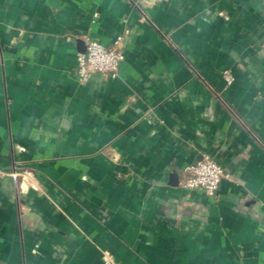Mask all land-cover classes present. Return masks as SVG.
I'll return each instance as SVG.
<instances>
[{
    "label": "crops",
    "instance_id": "1",
    "mask_svg": "<svg viewBox=\"0 0 264 264\" xmlns=\"http://www.w3.org/2000/svg\"><path fill=\"white\" fill-rule=\"evenodd\" d=\"M0 264H264V0H0Z\"/></svg>",
    "mask_w": 264,
    "mask_h": 264
},
{
    "label": "built area",
    "instance_id": "2",
    "mask_svg": "<svg viewBox=\"0 0 264 264\" xmlns=\"http://www.w3.org/2000/svg\"><path fill=\"white\" fill-rule=\"evenodd\" d=\"M123 37H119L112 45L107 46L101 42L86 38L87 49L85 53L78 54V77L80 82H87L94 74L117 76L120 65L125 58L121 49ZM224 76L228 85L234 82L231 70H225ZM185 178L180 182L183 189L203 190L214 202L220 198L219 192L224 179L230 178L225 168L213 158L203 157L196 163L184 168Z\"/></svg>",
    "mask_w": 264,
    "mask_h": 264
}]
</instances>
